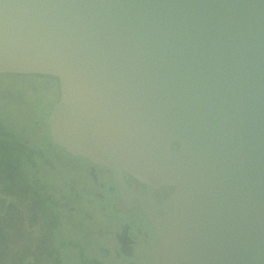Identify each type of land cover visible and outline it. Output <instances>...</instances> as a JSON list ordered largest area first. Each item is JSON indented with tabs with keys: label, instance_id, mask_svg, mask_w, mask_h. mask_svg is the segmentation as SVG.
I'll use <instances>...</instances> for the list:
<instances>
[{
	"label": "water",
	"instance_id": "95a60500",
	"mask_svg": "<svg viewBox=\"0 0 264 264\" xmlns=\"http://www.w3.org/2000/svg\"><path fill=\"white\" fill-rule=\"evenodd\" d=\"M0 74L58 80L52 141L113 171L153 264H264V0H0Z\"/></svg>",
	"mask_w": 264,
	"mask_h": 264
},
{
	"label": "flooded vegetation",
	"instance_id": "af4514ba",
	"mask_svg": "<svg viewBox=\"0 0 264 264\" xmlns=\"http://www.w3.org/2000/svg\"><path fill=\"white\" fill-rule=\"evenodd\" d=\"M58 99L59 83L53 76L0 74V110L12 120L14 109H10V104L21 106L18 108L22 109L19 111L21 118L15 119L13 125L16 130L26 132L24 139L31 141L33 149L29 147L26 152L20 148L19 155L34 156L37 170H48V179L52 183L60 178L64 180L60 187L56 185L57 188H53L59 197L53 199L50 205L43 203L40 206L44 218H53L51 224L55 225L56 233L46 237L43 232V239L52 243L54 251L49 255L40 252L38 256L28 251L23 254V258L28 257L25 264H153L156 244L154 229L139 208H118L122 201L113 171L86 158L69 154L52 141L48 118ZM28 118L33 122L28 123ZM1 150L2 158L8 152ZM76 171L79 173H74ZM72 173L81 192L73 199L69 198L72 195ZM125 180L136 192L147 193V184L132 174L126 173ZM151 191L154 199L162 202L169 188H151ZM82 206L90 210L99 209L100 213L97 217L91 216L87 224L76 221L72 217V209L82 210ZM63 207L65 209H61Z\"/></svg>",
	"mask_w": 264,
	"mask_h": 264
},
{
	"label": "rangeland",
	"instance_id": "374dc122",
	"mask_svg": "<svg viewBox=\"0 0 264 264\" xmlns=\"http://www.w3.org/2000/svg\"><path fill=\"white\" fill-rule=\"evenodd\" d=\"M20 107L17 103L10 104V109H14V112L11 113L12 117L14 116L12 120L7 117V113L4 115L0 110V148L2 149L0 150L4 152L3 150L6 149L5 152H8L3 154L0 159V229L2 230L0 232V256L9 257L20 252L27 254L28 251L34 256L40 255V252L49 255L53 253L54 248L50 241L43 239V232L47 237L50 233L51 235L56 233V229L55 225L51 224L53 218L51 216L44 218L40 206L43 203L50 205L54 202L53 199L59 197L53 188L60 187L64 180L60 178L55 181L56 183H52L48 179V170L45 172L37 170L39 168L36 166L34 156L31 154L26 157L22 154L19 155L20 148L26 152L29 147L32 149L31 141L24 139L26 132L22 133L20 129L16 130L13 125L15 119L21 118L19 111L22 109L18 110ZM2 115H4L3 118ZM27 121L28 123L33 122L30 118ZM74 173H79V171ZM66 182L69 183L68 180ZM8 183L14 186L12 187ZM76 185L72 173V195L69 198L73 199L80 195V187H76ZM79 185L83 188L82 183ZM82 208L78 211L72 209V217L85 224L89 222L91 216L97 217L100 213L99 209L90 210L85 206Z\"/></svg>",
	"mask_w": 264,
	"mask_h": 264
},
{
	"label": "trees",
	"instance_id": "16d2710c",
	"mask_svg": "<svg viewBox=\"0 0 264 264\" xmlns=\"http://www.w3.org/2000/svg\"><path fill=\"white\" fill-rule=\"evenodd\" d=\"M0 159H2V158H0ZM1 231L2 230L0 229V232ZM17 253H19V252H17ZM0 258H2V259H0V264H25V261L28 259V257L23 258L22 252H20L19 254H13L9 257L6 255H4V256L1 255Z\"/></svg>",
	"mask_w": 264,
	"mask_h": 264
}]
</instances>
